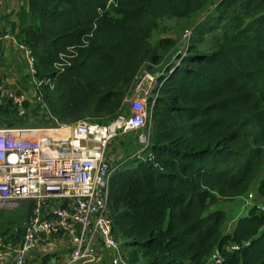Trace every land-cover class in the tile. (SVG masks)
Returning a JSON list of instances; mask_svg holds the SVG:
<instances>
[{
  "label": "trees",
  "instance_id": "obj_1",
  "mask_svg": "<svg viewBox=\"0 0 264 264\" xmlns=\"http://www.w3.org/2000/svg\"><path fill=\"white\" fill-rule=\"evenodd\" d=\"M199 13L180 47L150 40L158 21ZM10 32L32 56L40 101L22 115L0 102V127L106 123L140 68L158 71L146 143L114 142L117 264H213L215 250L216 264H264V210L249 204L226 229L232 218L210 209L251 190L264 199V0H27ZM31 207L0 208V234L18 240Z\"/></svg>",
  "mask_w": 264,
  "mask_h": 264
},
{
  "label": "built area",
  "instance_id": "obj_2",
  "mask_svg": "<svg viewBox=\"0 0 264 264\" xmlns=\"http://www.w3.org/2000/svg\"><path fill=\"white\" fill-rule=\"evenodd\" d=\"M189 35L187 29L181 38ZM3 37L15 40L9 33L0 34ZM19 45L33 73L32 56ZM33 83L36 95L32 103L40 101L39 81L34 79ZM159 84L157 72L145 71L123 98L119 111L106 123L77 120L70 124L0 127V206L11 204L8 208H13L20 199L32 200L18 240L0 239V264H84L97 262L105 254L111 264L120 262L106 205L113 169L108 144L121 133L149 125L151 106L147 98L149 101V95L155 96ZM0 100H10L17 115L27 112V97L8 89L2 81ZM64 127H69L67 135L49 132ZM146 138L145 135L140 140L145 144ZM258 207L264 210V203ZM50 238H57L59 245L55 248L60 254L53 253L42 260ZM237 247L235 243L223 246L225 250ZM221 260L215 250L208 262L216 264Z\"/></svg>",
  "mask_w": 264,
  "mask_h": 264
},
{
  "label": "rangeland",
  "instance_id": "obj_3",
  "mask_svg": "<svg viewBox=\"0 0 264 264\" xmlns=\"http://www.w3.org/2000/svg\"><path fill=\"white\" fill-rule=\"evenodd\" d=\"M200 15L201 14L199 13V14H192L188 17H183V18H179V19H170V20L162 19L160 22L158 21L156 28L153 29V31L151 33L150 40L153 41L158 36H174L177 39V43H178L177 46L180 47V45L183 42V39L181 38L182 33L185 30L189 29L188 26H190L191 23L196 21V19L199 18ZM145 71H147V70L144 67L140 68V72L137 74V76L133 82V89L136 86L139 78L141 77V75ZM156 72L158 73L157 70H155L154 72H151V73H156ZM150 96L151 95H149V99L151 98ZM147 102H148V98H147ZM123 109H124V107H123ZM41 125L42 124H40L38 126H41ZM147 125H148V123H147ZM147 125L144 128H140V129H137L135 131L124 132V133H121L120 135H123V136L124 135H131L129 137H131V138L135 137L138 142L143 143L144 141H141L140 137H143V136L145 137V135L147 133ZM25 126H28V125H25ZM120 135H117V136H120ZM117 136L113 137V139H111L109 144H108V155L110 157L111 164L113 163V161H116L120 157H122V153L119 151V147L114 145V142L117 140L116 139ZM248 192L242 198L236 197L231 201L220 200V201H218L215 204L210 206V209H214V208L224 209L227 212L228 217L232 218V219H229L227 221V224L225 226L226 229H228L232 225L231 222H232L234 217L245 212V210L247 209L249 204H252L254 202H256V204H259L262 202L264 203V199L256 201L255 193L253 190L250 191L252 193L251 196L249 195ZM242 199L245 201H243ZM6 206L12 207L11 204H6ZM8 207L0 206V208H8ZM0 239H2L4 241L14 242V240L11 239V237H7V234H5V233L0 234ZM56 241H57V238H50L49 239V244L45 245V253L43 255H41V259H42V256H44V255H47V257H48V256L52 255L53 253L57 254V255L60 254L55 248V246L59 245V244H56ZM57 249H59V248H57ZM105 255L103 258H105L107 261H109L107 259L108 257H106Z\"/></svg>",
  "mask_w": 264,
  "mask_h": 264
},
{
  "label": "crops",
  "instance_id": "obj_4",
  "mask_svg": "<svg viewBox=\"0 0 264 264\" xmlns=\"http://www.w3.org/2000/svg\"><path fill=\"white\" fill-rule=\"evenodd\" d=\"M26 4L27 0H0V34H11L10 24L17 20L18 10ZM34 79L24 48L12 38H0V81L8 89L27 97V111L36 95Z\"/></svg>",
  "mask_w": 264,
  "mask_h": 264
},
{
  "label": "bare ground",
  "instance_id": "obj_5",
  "mask_svg": "<svg viewBox=\"0 0 264 264\" xmlns=\"http://www.w3.org/2000/svg\"><path fill=\"white\" fill-rule=\"evenodd\" d=\"M69 131V127H64V128H60L57 130H51L49 132H51L53 135H58V136H64L67 135Z\"/></svg>",
  "mask_w": 264,
  "mask_h": 264
}]
</instances>
